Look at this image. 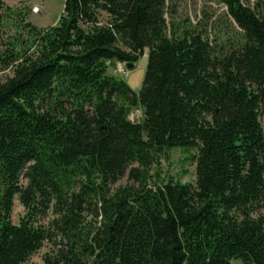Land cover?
<instances>
[{"label": "trees", "instance_id": "trees-1", "mask_svg": "<svg viewBox=\"0 0 264 264\" xmlns=\"http://www.w3.org/2000/svg\"><path fill=\"white\" fill-rule=\"evenodd\" d=\"M217 1L238 33L222 45L168 34L165 0H64L54 25L26 23L28 42H9L0 264L45 241L44 264H264V0ZM145 50L139 91L108 73ZM173 147L196 149L195 184L149 186L154 156ZM127 170L137 185L111 191Z\"/></svg>", "mask_w": 264, "mask_h": 264}, {"label": "rangeland", "instance_id": "rangeland-1", "mask_svg": "<svg viewBox=\"0 0 264 264\" xmlns=\"http://www.w3.org/2000/svg\"><path fill=\"white\" fill-rule=\"evenodd\" d=\"M254 7L256 0H242ZM4 11L0 22V54L6 50L10 41L17 40L28 42L26 23L38 28L54 25L63 11L64 0H3ZM165 20L167 33L174 27L179 33L184 29H192L202 36L207 37L213 43L222 45L230 41V38L238 35L237 27L227 16L226 7L217 0H165ZM25 46V45H24ZM147 62V50L145 54L123 73L114 71V67L108 68V73L123 79L133 91H139L144 77ZM11 75L10 68H2L0 64V81ZM134 118L140 120L141 111L135 110ZM264 128V116L260 118ZM196 149L173 147L161 151L154 156L153 164L148 172L149 186L161 185L169 180L180 183L195 184L196 174ZM133 166H138L134 164ZM129 170V169H128ZM128 170L116 183L111 185V191L123 186L137 185L128 178ZM26 213L18 197L15 196L11 212V221L18 223ZM264 213V208L261 209ZM51 209L36 215V222L45 227L50 226L54 219ZM93 219L92 215H86V220ZM99 220V218H98ZM59 239L57 238V242ZM55 248L54 242L45 241L41 248L30 255L22 264H44V256Z\"/></svg>", "mask_w": 264, "mask_h": 264}, {"label": "built area", "instance_id": "built-area-1", "mask_svg": "<svg viewBox=\"0 0 264 264\" xmlns=\"http://www.w3.org/2000/svg\"><path fill=\"white\" fill-rule=\"evenodd\" d=\"M113 67H114V71L117 73H123L127 69L125 63L122 62H116ZM129 118L131 121H138L136 118H134V113H131Z\"/></svg>", "mask_w": 264, "mask_h": 264}, {"label": "water", "instance_id": "water-1", "mask_svg": "<svg viewBox=\"0 0 264 264\" xmlns=\"http://www.w3.org/2000/svg\"><path fill=\"white\" fill-rule=\"evenodd\" d=\"M132 67H133V64H132V63H127V64H126V68H127V69H131Z\"/></svg>", "mask_w": 264, "mask_h": 264}]
</instances>
